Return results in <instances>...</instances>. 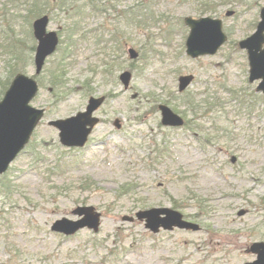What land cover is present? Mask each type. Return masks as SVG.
I'll return each mask as SVG.
<instances>
[{
  "label": "rangeland",
  "instance_id": "374dc122",
  "mask_svg": "<svg viewBox=\"0 0 264 264\" xmlns=\"http://www.w3.org/2000/svg\"><path fill=\"white\" fill-rule=\"evenodd\" d=\"M29 1L0 0V101L22 73L39 85L30 105L44 109L0 173V264L256 260L251 245L264 241V92L249 81L239 42L255 32L264 0H40L61 42L39 73ZM187 16L222 20L228 39L215 54H187ZM127 70L126 88L119 76ZM183 75L194 78L181 91ZM102 95L86 145H64L50 121ZM160 104L184 124H162ZM80 206L100 213L97 230L52 229L83 218L74 214ZM151 208L176 209L199 229L153 232L137 217Z\"/></svg>",
  "mask_w": 264,
  "mask_h": 264
},
{
  "label": "water",
  "instance_id": "95a60500",
  "mask_svg": "<svg viewBox=\"0 0 264 264\" xmlns=\"http://www.w3.org/2000/svg\"><path fill=\"white\" fill-rule=\"evenodd\" d=\"M231 13L232 11L228 14ZM260 15L261 20L255 32L241 40L239 45L248 52L249 80L251 82L261 80L257 91L264 92V7ZM184 22L191 28L186 40V52L191 57L215 54L228 39L227 34L223 31L222 20L219 18L187 16ZM49 23L50 17L47 14L36 18L33 22L34 36L38 41L35 53L37 73L41 72L46 59L57 50L59 44L58 33L48 30ZM129 54L131 58L138 57V51L132 47L129 48ZM131 77L132 73L128 70L119 76L126 88L129 86ZM193 78V75L181 76L179 89L181 91L186 89ZM38 90V82L33 77L19 73L0 101V173H4L24 149L44 115V109H37L30 105V101L36 96ZM105 99L104 95L91 96L85 111L65 119L50 121L51 125L59 129L60 141L64 145L81 147L86 144L94 125L99 121L93 112L103 104ZM159 108L162 114V124L167 126H182L184 124L183 117L168 105L160 104ZM74 214L83 215V218L57 220L52 229L66 234H74L86 226L94 230L99 228L100 213L95 211L93 206H80L74 210ZM137 217L145 219L146 227L153 232H159L161 228L164 230L199 229L197 223L186 220L180 211L172 208L143 210L137 214ZM124 219L132 221L134 217H125ZM250 250L257 254V259L244 264H264V241L254 242Z\"/></svg>",
  "mask_w": 264,
  "mask_h": 264
},
{
  "label": "trees",
  "instance_id": "16d2710c",
  "mask_svg": "<svg viewBox=\"0 0 264 264\" xmlns=\"http://www.w3.org/2000/svg\"><path fill=\"white\" fill-rule=\"evenodd\" d=\"M40 0H30L29 1V3H26L27 5H29V6H31V8H30V11L32 12V15H34V16H36V17H40V16H42V15H44L45 14V9H42V10H40V9H38V5H39V2ZM56 6L54 7L55 9H57L58 7H59V4H55ZM44 6H46V3H44ZM4 10V9H3ZM2 15H4V13H2ZM1 15V17H0V19L1 20H4V21H6L5 19H4V17ZM7 21H8V19H7ZM12 38V37H11ZM58 82V81H57ZM7 182H9V181H7ZM4 186H6L7 188H8V184L6 183V182H4V183H2Z\"/></svg>",
  "mask_w": 264,
  "mask_h": 264
}]
</instances>
